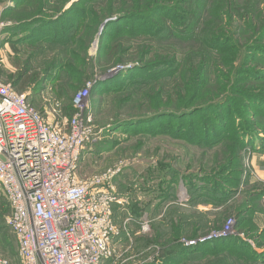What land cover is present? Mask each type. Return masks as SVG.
<instances>
[{"label":"trees","instance_id":"obj_1","mask_svg":"<svg viewBox=\"0 0 264 264\" xmlns=\"http://www.w3.org/2000/svg\"><path fill=\"white\" fill-rule=\"evenodd\" d=\"M3 1L6 0H0V5ZM9 1L12 5L4 11L14 15L15 18L11 19L17 22L9 31L19 29L20 25L31 27L38 24L41 29L47 28V32L53 29L56 31L52 34L55 39L46 41V44L76 47L74 63L66 64L62 58H58L59 55H55L50 60L41 61L37 65V73L36 66L25 65L18 72V81L11 83L15 91L27 92L29 104L39 111L49 102H59L62 116L72 109L69 105L74 96L71 93L75 90V85L66 82L83 81V88L85 81L89 79L88 76H83L82 68L85 67V55L100 25L108 22L100 35L101 42L116 22L133 20L142 23L144 26L140 30L133 26L117 32L111 38L100 66L107 69L116 64L139 61V66L134 71L159 69L156 74H149L152 75L149 81H143L140 85L146 87L147 92L145 103L138 105L137 114H142L147 109L160 108L167 110V114H162L164 117H176L180 111L182 118L214 112L215 121L208 119V131H190L188 141L193 146L209 151L224 147L222 160L218 159V154L215 153L212 165L206 163L207 170L201 166L196 170L197 173H188L182 177L185 181L184 189L190 195L191 202L196 204L221 205L227 197L233 198L242 175L243 151L257 140L258 134H264V14L258 17L257 11L250 9L248 3L242 6L234 0H224L218 16L213 20L210 37L202 38L198 31L204 16L208 15L210 0H176L184 7L181 10L172 8L180 12V15L173 16V22L165 18L167 12L170 14L167 6H163L165 0H91L83 13L78 11L77 21L73 14L77 4L65 9L70 0ZM203 2L204 5L201 6ZM142 11L151 12L147 16L132 14ZM117 14L122 16L112 18ZM224 15L227 19L222 24ZM80 17H83L82 25L79 24ZM147 20H160L162 23L154 26L153 22ZM59 23L61 24L57 29ZM155 30L163 33V36L152 33ZM226 33H230L229 36ZM172 39L189 48L186 56L167 58L168 54L162 53L159 57L155 56L150 45L143 47V43L139 46L133 44L144 40L163 42ZM32 45L27 47L39 50L38 46ZM13 49L17 50L15 46ZM142 57L151 61L143 62ZM58 75H61L59 79ZM53 82H57L56 87L52 86ZM47 85L52 88H46ZM71 88L74 90L69 91L67 96L66 92ZM121 90V87H116L108 96L113 98L118 92H122ZM93 91L96 93V89L93 88ZM169 196L166 192L155 196L157 206L163 205ZM0 199V221L4 224L3 213L9 217L11 209L5 197ZM112 213L113 220L118 223L120 221V224L127 219L126 214L123 215V209L118 206H112ZM239 214L234 217L237 224L242 222L243 212L240 211ZM230 216L226 213L222 222L214 223L207 232L203 215L196 213L191 223V217L179 218L177 223L173 224L174 231L169 233L172 238L167 252L165 250L159 258L145 263L142 262L147 257L143 260L139 258L137 260L140 262L135 264H208L209 259L210 264H220L219 258L229 257L237 262L241 261V264H264V251L258 254L249 244L237 237L214 239L192 247L180 244V231L188 223L194 225L190 238L198 239L209 231L221 229ZM134 217L140 218L135 214ZM166 223L168 222L164 218L162 225L166 226ZM8 235L0 227L3 252L7 250L10 242ZM248 237L255 243L253 236ZM140 251L137 250L136 253Z\"/></svg>","mask_w":264,"mask_h":264},{"label":"rangeland","instance_id":"obj_2","mask_svg":"<svg viewBox=\"0 0 264 264\" xmlns=\"http://www.w3.org/2000/svg\"><path fill=\"white\" fill-rule=\"evenodd\" d=\"M223 1L210 0L208 15L204 16V21L198 31L202 38L210 37L213 20L218 16ZM234 1L238 2V4L241 3L242 6L245 2V0ZM3 2L0 5V22L6 25L0 31V78L3 82L12 83L13 81L16 83L18 81V72L25 65L31 66L32 64L34 67L36 66L35 73H37V65L43 60H50L55 55H59L58 58H62L66 64L74 63V58L77 54L75 45L66 48V46L46 44V41L55 39L52 36V34L56 33L55 29L47 32V28L41 29L36 24L30 25L31 27L20 25L19 29L9 31L17 22L11 19L15 18L14 15H9L4 11L8 7H11L10 1L6 0ZM163 2V6H167L170 12V14L167 12L165 18L170 19L169 22H173V16L175 14L177 16L180 15V12L174 11L172 8L181 10L184 6L176 0H165ZM90 3L91 0H81L80 2L79 0H75L73 3L71 0L69 1L68 4L70 6L77 4L76 11L73 13L76 16V21L79 18L78 11L83 13V10ZM203 5L204 2L201 6ZM150 12L142 11L132 14L147 16ZM119 16L122 15L117 14L112 18ZM226 19L224 15L222 24H224ZM149 22H153L154 26L162 23L160 20ZM82 23L83 17H80L79 24L82 25ZM60 24L56 26L57 29ZM101 26L102 24L89 46L85 55V67L82 68L84 71L83 76H88L89 79L85 81L83 88V81L69 80L66 82L75 85V90L71 88L66 92L68 96L69 91L74 90L71 93L72 95L74 94L73 99L79 92L88 90V96L85 100V110L82 112L74 110L72 107L73 99L69 105L72 109L63 116L61 112V116L57 112L55 114H46L45 111L48 109L46 107L42 111L37 110L42 114V118L48 122L54 121L59 123L61 119L67 118L70 120L75 115H79V117L77 116L79 127L88 128L90 134H93L91 137L95 140L85 148V153L77 166L76 176L80 181L86 183L92 182L93 184L98 181L100 183L101 178L113 174L109 181H105L103 184L109 185L110 183L114 188V193L118 200L112 206H118L123 209V215L126 214L127 219L120 224V221L118 223L117 220H113L112 218L115 234L110 238L111 256L103 264H135L140 262L137 259L143 260L147 257L142 262L145 263L153 258H159L158 256H161L165 250L167 252L168 248H170L169 241L172 237L169 233H172L175 229L173 224H176L179 218L184 217H191V223L192 217L196 213L203 215V222L207 224L205 232L212 228L214 223L220 224L226 213L230 214L231 216L226 219L224 224L226 226L231 221L234 222L233 232L235 235H231L230 237L241 239L259 253L253 239L243 233L245 231L244 227L240 222L237 224L234 219L241 211L242 204L240 202L237 203L234 199L227 197L224 202L222 201L221 205L196 204L191 202L190 195L184 189L185 181L182 177L188 173H197L196 170L201 166L205 168L207 162L212 165L215 153L218 154V159L222 160L223 152H225L224 147H218L216 151H209L206 148L193 146L188 141V134H191L190 131H208V121H215V113L211 111V114L198 113L192 117L182 118L180 117V111L177 112L176 117H164L163 115L167 114V110L160 108L159 110L147 109L142 114H137L138 105L145 103L147 92L146 87L140 85H142L143 81H149L152 75L156 74L159 69L154 71H134L139 66V61L116 64L107 69L102 68L100 63L104 52L110 45L111 38L117 32L133 26L138 27L137 29L140 30L144 25L133 20L116 22V24H113L109 28L100 42L99 32ZM152 33L163 36V33H158L157 30ZM226 34L229 36L230 33ZM151 38L153 39V37ZM150 41L144 40L140 43L134 42L133 44L139 46L143 43V47L150 45L154 50L155 56L161 57L160 54L164 53L165 55L168 54L167 58L171 56H176L177 58L184 57L189 49L185 44L182 45L183 43L175 39L164 40L163 42ZM27 44L36 45L39 47V50L27 47ZM44 44L46 46H40ZM13 46L17 48L16 51L13 49ZM36 55L38 56L36 57ZM137 60H139V57ZM142 61L151 60H147V57L146 59L142 57ZM118 69L121 70L118 71ZM60 76L58 75L57 78L59 79ZM56 85L57 82H53L52 86L56 87ZM47 86L46 88H52L51 85ZM116 87H121L122 92H118L116 96L110 98L108 96L109 93L116 89ZM93 88L96 89V93H94ZM88 119H90L89 122L87 121ZM207 168L205 169L207 170ZM240 184L241 179L239 178L237 190L240 189ZM106 187L108 188V186ZM163 192H166L170 196L159 207L157 206L158 201L154 200V197L160 196ZM4 197L0 189V198L4 199ZM194 206L209 207L208 212L202 211L198 213L193 208ZM134 214L140 216V218L134 217ZM114 215L116 216V214ZM3 216L5 223L3 224L0 221V227L3 229V232L9 234L10 242L6 247L7 250L3 252L1 251V246L3 245H1L2 242L0 240V258L4 256V259L10 264H20L18 255H16L18 243L14 238L15 235L11 232L12 230L7 227L9 217L4 213ZM128 216L130 217L128 218ZM164 218L168 222L166 226L162 225ZM190 223L182 227V231H180L179 242L183 246L182 242L197 240L190 238L194 229V225ZM143 224L148 227L145 232L142 231ZM221 229L209 231L208 234L198 239L207 237L211 233L220 232ZM131 232L133 233L131 234ZM211 240L214 239H207L205 242ZM137 250L141 251L136 253ZM210 261L211 259L208 260V264L211 263ZM218 262L220 264L242 263L241 261L237 262L231 257L219 258Z\"/></svg>","mask_w":264,"mask_h":264},{"label":"built area","instance_id":"obj_3","mask_svg":"<svg viewBox=\"0 0 264 264\" xmlns=\"http://www.w3.org/2000/svg\"><path fill=\"white\" fill-rule=\"evenodd\" d=\"M5 26L0 22V31ZM87 96L88 90L76 95L74 110H85ZM46 108V114L61 116L59 102ZM77 116L48 122L29 104L27 92L0 78V189L11 209L7 225L20 264H102L111 256L112 204L118 198L103 182L113 174L101 178L102 184L77 178L82 153L95 140L88 128L79 127ZM233 225L182 243L192 247L230 237ZM147 229L143 224L142 231ZM0 264L10 263L0 258Z\"/></svg>","mask_w":264,"mask_h":264},{"label":"crops","instance_id":"obj_4","mask_svg":"<svg viewBox=\"0 0 264 264\" xmlns=\"http://www.w3.org/2000/svg\"><path fill=\"white\" fill-rule=\"evenodd\" d=\"M247 3L257 11L258 17L264 14V0H245L244 5ZM69 6L67 4L65 9ZM232 199L242 204L240 224L244 227L243 233L254 237L255 246L259 245L256 247L258 254H261L264 251V134H258L257 140L243 151L240 189L235 191ZM193 208L198 213H207L209 207Z\"/></svg>","mask_w":264,"mask_h":264},{"label":"water","instance_id":"obj_5","mask_svg":"<svg viewBox=\"0 0 264 264\" xmlns=\"http://www.w3.org/2000/svg\"><path fill=\"white\" fill-rule=\"evenodd\" d=\"M106 23H108V22H104V23L102 24V26H101V28H100L99 35L102 34V31H103V29L105 28Z\"/></svg>","mask_w":264,"mask_h":264}]
</instances>
